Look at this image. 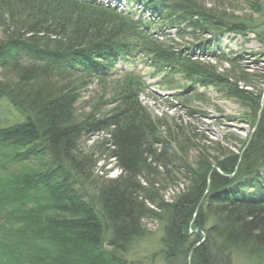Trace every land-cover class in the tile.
Instances as JSON below:
<instances>
[{
    "label": "trees",
    "instance_id": "obj_1",
    "mask_svg": "<svg viewBox=\"0 0 264 264\" xmlns=\"http://www.w3.org/2000/svg\"><path fill=\"white\" fill-rule=\"evenodd\" d=\"M132 2L137 19L101 0H0V106L7 110L0 116V264L264 258V92L239 89L253 88L256 76L240 72L236 58L225 57L232 74H216L190 59V48L159 41L164 30L192 29L210 36L197 48L216 59L214 39L259 35L258 25L192 0ZM255 11L264 16L262 4ZM137 55L158 72L183 74L187 92L214 87L236 99L251 133L234 145L200 146L188 128L153 116L139 100L141 79L118 69ZM94 82L103 100L80 115ZM106 103L111 109L103 111ZM100 133L108 136L102 153L117 171L112 179L96 180V153L80 149L83 138ZM182 182L165 200L164 188ZM145 220L160 225L158 246L132 254L150 235Z\"/></svg>",
    "mask_w": 264,
    "mask_h": 264
},
{
    "label": "rangeland",
    "instance_id": "obj_2",
    "mask_svg": "<svg viewBox=\"0 0 264 264\" xmlns=\"http://www.w3.org/2000/svg\"><path fill=\"white\" fill-rule=\"evenodd\" d=\"M101 1L129 12L130 16L136 17V19L140 16L139 7L132 0ZM192 2L211 14H223L227 17L236 18L237 22L256 24L259 27L256 34L259 35L246 37L231 35L214 39L211 49L216 55L223 56V58L220 56L216 59L210 54H202L198 49L209 46L207 41L210 36H200L198 31L192 29H185V32L181 33L177 31L178 29L168 31L163 29L164 34L159 41L170 44V47L175 50L190 48V52H194L190 59L203 62L216 74H232L234 70L225 59L236 58L240 72L243 71L251 76H256L255 79L251 78L252 80H250L253 88H244L242 84H239V89L255 93L256 91L264 92V16L255 11L260 9L261 4L264 6V0H192ZM143 18L146 19L147 16ZM155 31V33H159L158 30ZM214 41L219 42L220 45L214 46ZM118 69L121 74L131 72L141 79L144 85L139 100L153 116L164 118L170 123L173 121L177 125L188 128L187 130L195 135L196 143L200 146L224 141H228V145H234L233 138L245 139L251 133V123L243 119L246 112L244 106L236 99L226 97L224 92L220 90L217 92L214 87L205 91L197 85L193 87L192 91L187 92L186 88L191 86V82L183 74L169 75L158 72L151 67V62H146V59L139 55L130 58L126 64L119 62ZM111 87V84L106 86L110 93ZM102 93L104 94V90L96 82L90 85L87 91L82 94L79 114H88L99 100H103ZM101 108L103 111H107L111 109V106L106 103ZM0 111V116L7 113L4 106H0ZM106 139L108 136L100 133L83 138L80 142V149L83 152L93 151L96 153L94 158L97 160V164L92 172L96 180H101V178L112 179L117 175V171L114 165L110 164L107 154L102 153L108 148L104 142ZM237 148H240V145ZM236 149L232 150L237 151ZM158 172L161 174V169H158ZM184 187L185 184L182 182L178 187L164 188L165 200L171 201L173 196ZM144 224L150 235L136 249H133L132 254L142 256L144 253L156 251L161 236L160 225L151 220H145ZM233 264H264V258L239 256L234 258Z\"/></svg>",
    "mask_w": 264,
    "mask_h": 264
},
{
    "label": "water",
    "instance_id": "obj_3",
    "mask_svg": "<svg viewBox=\"0 0 264 264\" xmlns=\"http://www.w3.org/2000/svg\"><path fill=\"white\" fill-rule=\"evenodd\" d=\"M262 107H263V105L261 106V109H260V111H259L258 118H257V122H256V124H255V126H254V128H253V131H255V129H256V127H257L258 120H259L260 114H261V112H262ZM253 131H252V132H253ZM250 138H251V136H250ZM250 138H249V140H250ZM249 140H248V142H249ZM248 142H247V143H248ZM188 264H190V256H189V258H188Z\"/></svg>",
    "mask_w": 264,
    "mask_h": 264
}]
</instances>
